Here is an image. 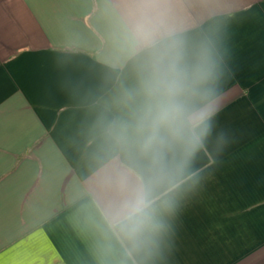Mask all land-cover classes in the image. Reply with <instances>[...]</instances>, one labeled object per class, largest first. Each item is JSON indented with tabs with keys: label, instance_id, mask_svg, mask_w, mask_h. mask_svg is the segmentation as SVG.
I'll return each mask as SVG.
<instances>
[{
	"label": "crops",
	"instance_id": "1",
	"mask_svg": "<svg viewBox=\"0 0 264 264\" xmlns=\"http://www.w3.org/2000/svg\"><path fill=\"white\" fill-rule=\"evenodd\" d=\"M192 42L222 57L231 142L175 221L158 264H264V0H172ZM107 0H0V264H94L79 208L103 211L92 158L107 94Z\"/></svg>",
	"mask_w": 264,
	"mask_h": 264
},
{
	"label": "clouds",
	"instance_id": "2",
	"mask_svg": "<svg viewBox=\"0 0 264 264\" xmlns=\"http://www.w3.org/2000/svg\"><path fill=\"white\" fill-rule=\"evenodd\" d=\"M104 21L113 83L93 104L89 143L106 195L103 211L77 215L94 264H158L231 142L222 57L178 28L172 0H107Z\"/></svg>",
	"mask_w": 264,
	"mask_h": 264
}]
</instances>
